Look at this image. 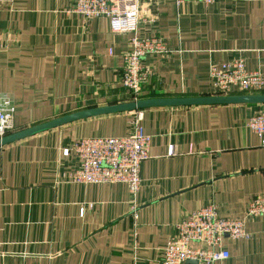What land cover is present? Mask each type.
Returning <instances> with one entry per match:
<instances>
[{"label":"crops","instance_id":"1","mask_svg":"<svg viewBox=\"0 0 264 264\" xmlns=\"http://www.w3.org/2000/svg\"><path fill=\"white\" fill-rule=\"evenodd\" d=\"M75 2L0 0V100L14 109L13 132L130 102L124 55L135 36H159L172 50L145 59L140 99L246 94L218 93L210 76L211 65L239 57L264 75V0H139L129 33L72 11ZM261 111L264 103L156 106L1 146L0 264H162L191 212L216 204L243 217L264 193V146L248 127ZM139 114L152 146L136 197L124 183L73 182L80 160L63 151L84 137L126 136ZM246 229L248 238L224 239L230 258L216 264H264V216Z\"/></svg>","mask_w":264,"mask_h":264},{"label":"built area","instance_id":"2","mask_svg":"<svg viewBox=\"0 0 264 264\" xmlns=\"http://www.w3.org/2000/svg\"><path fill=\"white\" fill-rule=\"evenodd\" d=\"M186 0H175L180 4ZM205 4L218 0H202ZM139 0H76L72 11L86 17H107L114 33L136 32L139 24ZM172 50L159 37L135 36L132 48L124 55L123 84L129 90L131 101L140 99L141 89L151 76L145 59L153 54L167 55ZM210 76L216 92L227 94L234 90L246 94L260 93L264 89V75L249 70L242 57L222 65L210 66ZM133 121L130 133L122 137H84L76 141L63 154L73 153L80 167L72 176L75 183H124L136 197L142 184V164L151 156L152 136L145 133L139 122ZM248 127L260 137L264 146V111L253 115ZM15 130L14 109L0 100V139ZM172 151V150H171ZM264 216V193L254 198L241 218H228L220 214L216 204H209L188 214L176 224L163 249L162 264H216L230 258L224 239L248 238L247 223Z\"/></svg>","mask_w":264,"mask_h":264},{"label":"water","instance_id":"3","mask_svg":"<svg viewBox=\"0 0 264 264\" xmlns=\"http://www.w3.org/2000/svg\"><path fill=\"white\" fill-rule=\"evenodd\" d=\"M236 103H264V94H241L225 96H197V97H177V98H148L136 101L112 104L102 107L86 109L74 112L49 122L39 124L24 130L10 133L0 139V147L17 142L42 131L56 128L74 121L87 119L107 114L135 111L156 106H192V105H212V104H236ZM198 264V261H190Z\"/></svg>","mask_w":264,"mask_h":264}]
</instances>
